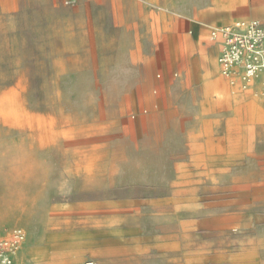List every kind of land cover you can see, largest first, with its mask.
<instances>
[{"label": "rangeland", "instance_id": "374dc122", "mask_svg": "<svg viewBox=\"0 0 264 264\" xmlns=\"http://www.w3.org/2000/svg\"><path fill=\"white\" fill-rule=\"evenodd\" d=\"M190 2L0 0V229H26L20 264H264V79L165 83L132 56Z\"/></svg>", "mask_w": 264, "mask_h": 264}, {"label": "crops", "instance_id": "0c3cea01", "mask_svg": "<svg viewBox=\"0 0 264 264\" xmlns=\"http://www.w3.org/2000/svg\"><path fill=\"white\" fill-rule=\"evenodd\" d=\"M188 7L179 20L171 14L159 13L160 22L158 26L154 25L152 37L159 38V32L165 35L151 46L140 45L133 50L132 56L141 78L151 79V74L155 73L154 78L162 75L166 83L180 67L189 78L208 88L214 81L223 80L218 57L222 39L213 38L212 30L239 19H258L264 23V0H191ZM208 36L214 42L205 44ZM171 37L175 45L170 49ZM182 55L186 61L184 66L181 65ZM159 71L161 75L157 74ZM262 81H256L255 91L261 89ZM205 94H209V91H205ZM24 250L16 258L15 264L22 263Z\"/></svg>", "mask_w": 264, "mask_h": 264}, {"label": "built area", "instance_id": "2783aa9c", "mask_svg": "<svg viewBox=\"0 0 264 264\" xmlns=\"http://www.w3.org/2000/svg\"><path fill=\"white\" fill-rule=\"evenodd\" d=\"M212 37L222 39L219 63L224 76L233 79L238 75L245 84L264 79L263 22L239 19L217 28ZM27 239L22 226L0 229V264H15Z\"/></svg>", "mask_w": 264, "mask_h": 264}, {"label": "bare ground", "instance_id": "6f19581e", "mask_svg": "<svg viewBox=\"0 0 264 264\" xmlns=\"http://www.w3.org/2000/svg\"><path fill=\"white\" fill-rule=\"evenodd\" d=\"M217 28H219V27H215V28L212 30V34H213V32H214ZM220 67H221V66H220ZM238 77H239V76L237 75L236 78H238ZM233 79H235V77H234Z\"/></svg>", "mask_w": 264, "mask_h": 264}]
</instances>
